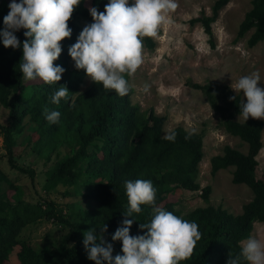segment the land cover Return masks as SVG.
I'll use <instances>...</instances> for the list:
<instances>
[{
	"label": "trees",
	"instance_id": "1",
	"mask_svg": "<svg viewBox=\"0 0 264 264\" xmlns=\"http://www.w3.org/2000/svg\"><path fill=\"white\" fill-rule=\"evenodd\" d=\"M230 1L216 0L211 16L202 11L189 21L191 25L200 23L203 26L212 48L216 47L212 25ZM9 3L10 0H5L0 6V29ZM107 3L108 0H82V8L75 15L82 16L86 24L91 23L89 7L95 6L102 12ZM252 4L238 31L239 37L252 31L247 40L249 47L264 41V0H253ZM75 17L68 21L72 35L61 41L62 52L53 62L65 69L57 84L25 81L19 69L22 48H6L0 43V104L9 114L8 124L0 122V133L12 167L29 171L32 177L34 172L20 167L14 159L18 139L26 130L29 132L25 141L32 142L36 136L33 147L47 158H50L49 150H55L61 142L67 143L71 152L56 161L44 188L48 193L60 191L65 196L81 193L89 200L84 208L71 203L67 215L53 198L47 197L40 203L28 202L0 167V264H56L55 256L62 257L67 264H95L87 258L83 233L92 228L100 233L104 224L107 231L102 235L113 245V256L123 254L122 242L111 239L115 230L122 226L124 219L134 218L130 235H143L147 230L140 229L139 224L149 222L152 215L151 205H141L142 211L134 213L133 218L124 215L128 208L124 182L136 179L152 182L156 206L197 223L201 239L196 242L191 256L180 264H226L230 252L234 256L241 252L240 242L251 236L255 222H264V176L257 175L264 120L249 117L247 122L243 119L238 122L239 97L229 99L236 93L228 85L193 83L211 108L220 113V125L249 147L247 152H242L226 145L224 154L211 159L212 174L234 166V183L246 184L254 196L239 214L208 205L182 216L176 204L184 190L201 189L205 200H209L211 194L212 187L202 188L197 180L199 163L204 156V131L191 133L177 126L173 129L175 141L164 140L162 130L167 116L158 115L153 108L142 110L140 105L132 103L134 87L127 76L130 90L125 96L105 90L95 82L82 90L87 75L71 64L68 54V48L81 31ZM23 31L15 33L21 43L26 39ZM162 33L161 27L158 36ZM142 44L155 49L157 41L145 37ZM60 85L70 91L69 99L53 104L50 97ZM45 109L59 111V122L50 124L45 119ZM89 201L93 204H88ZM52 220L68 228L62 243L53 250H38L22 237L26 227ZM17 245L21 248L14 254ZM241 264L247 261L241 258Z\"/></svg>",
	"mask_w": 264,
	"mask_h": 264
},
{
	"label": "rangeland",
	"instance_id": "2",
	"mask_svg": "<svg viewBox=\"0 0 264 264\" xmlns=\"http://www.w3.org/2000/svg\"><path fill=\"white\" fill-rule=\"evenodd\" d=\"M4 1L0 0V6ZM215 2L216 0H176L177 7L168 14L167 23L162 26L163 33L155 38V49L142 44L143 63L129 77L134 87L132 103L140 105L142 110L153 108L158 115L167 116L163 129L167 126L173 130L182 126L191 133L204 131V156L199 163L197 180L202 188L210 185L211 194L209 200H205L201 196V189L184 190L176 204V209L181 211L182 216H187L197 207L208 205L221 206L230 213L239 214L243 205L254 196L246 184L234 183V166L212 174L211 159L224 154L226 145L242 152H247L249 147L220 125V113L211 108L201 90L195 88L193 83L211 82L230 87L232 80L235 82L242 75L258 72L261 77L258 86L264 88V41L255 47H249L247 40L252 31L244 37L238 36L240 24L246 12L252 8L253 0H231L220 10L212 25L216 41V47L212 48L203 26L200 23L191 25L189 21L202 11L211 16ZM81 8L82 2L75 7L71 17L76 16V22L82 30L86 20L79 14L75 15ZM71 64L74 66L73 60ZM92 82L87 76L81 86L82 90L87 89ZM0 122L9 123L8 109L1 104ZM28 132L26 130L24 136L18 139L14 159L20 167L33 171L34 177L29 171L12 167L4 137L0 133V167L18 186L20 196L31 203L43 202L47 197L53 198L64 209L65 215L70 211L71 203L84 208L89 199L86 200L81 193L65 196L60 191L48 193L44 188L50 170L57 160L71 152L70 146L61 142L55 150H49L50 158H47L33 147L36 136L32 135V142L25 141ZM262 140L263 148L258 156V176H264V128ZM88 204L93 203L89 201ZM67 232L66 226L52 220L26 227L22 237L38 250H53L62 243ZM251 236L264 238V222H255ZM20 248L19 245L15 246L13 253L16 254ZM54 259L56 264H67L60 256H55Z\"/></svg>",
	"mask_w": 264,
	"mask_h": 264
},
{
	"label": "clouds",
	"instance_id": "3",
	"mask_svg": "<svg viewBox=\"0 0 264 264\" xmlns=\"http://www.w3.org/2000/svg\"><path fill=\"white\" fill-rule=\"evenodd\" d=\"M82 0H10L9 11L3 17L0 43L12 49L22 48L19 69L25 81L57 84L65 69L54 65L62 52L61 41L70 38L68 25L73 11ZM177 7L176 0H108L104 11L89 7L92 22L86 24L68 54L77 70H83L96 84L116 95L125 96L130 90L127 77H131L143 63L145 37L157 38L159 29L167 23L170 12ZM23 31L26 39L21 43L15 33ZM258 72L240 76L230 85L236 93L229 97L238 100V122L249 117L264 120V88L258 86ZM70 91L60 85L51 95L53 104L68 100ZM246 97V100H245ZM60 112L45 109L50 124L59 122ZM164 140L174 142L176 132L170 127L162 130ZM188 138L187 136L185 137ZM128 208L125 217L142 211L141 205H151L152 215L143 235H130L133 219H124L111 239L122 242V253L113 256V245L103 238L107 225L83 233V246L87 258L95 264H180L188 259L201 239L198 225L155 205V188L150 180L136 179L124 182ZM99 240V243L97 241ZM241 243V252H230L226 264H264V238L249 236Z\"/></svg>",
	"mask_w": 264,
	"mask_h": 264
}]
</instances>
